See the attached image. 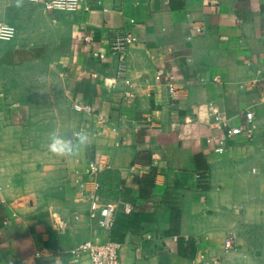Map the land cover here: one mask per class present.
Here are the masks:
<instances>
[{
    "label": "crops",
    "instance_id": "1",
    "mask_svg": "<svg viewBox=\"0 0 264 264\" xmlns=\"http://www.w3.org/2000/svg\"><path fill=\"white\" fill-rule=\"evenodd\" d=\"M38 5L0 0V21L17 32L0 46L19 49L28 40L36 51L0 58L2 69L37 65L44 47L58 70L46 72L44 89L32 85L34 73L25 93L20 74L0 72V96L11 99L0 98V264H89L74 252L85 240L119 242L123 264L214 256L264 264V0H80L72 13ZM118 30L137 37L128 83L109 54ZM158 69L174 74L176 92L148 86ZM26 93L29 110L20 99ZM74 103L91 104L105 119ZM213 107L237 122L251 109L253 139L226 138L216 151L222 134L208 123ZM53 129L69 137L86 131L88 145L76 155L51 151ZM92 159L109 164L98 177L102 194L132 208L120 207L107 230L87 213ZM204 170L206 182L196 178ZM228 234L236 246L223 251Z\"/></svg>",
    "mask_w": 264,
    "mask_h": 264
},
{
    "label": "built area",
    "instance_id": "2",
    "mask_svg": "<svg viewBox=\"0 0 264 264\" xmlns=\"http://www.w3.org/2000/svg\"><path fill=\"white\" fill-rule=\"evenodd\" d=\"M38 3L47 10H58L63 12H74L80 9V0H28ZM133 21V20H131ZM16 35V28L13 25L0 23V40H11ZM87 42H91V37L85 38ZM137 40L136 35L128 30L115 32V35L109 42V54L116 60V77L128 83L127 72L128 61L127 53L130 46ZM92 55L96 58L102 57L99 49L93 50ZM149 87L156 83H163L167 86L170 94L177 90L175 76L172 72H164L156 70L149 79L145 80ZM209 101L207 104L213 106ZM211 117L208 123L214 129L221 132L222 136L217 140L216 151L224 150V140L235 136H243L248 141L254 137L255 126L253 124L254 113L251 109L244 112V122H237L236 116H230L225 111L213 107ZM73 109L83 111L87 114H95L97 119L103 121L105 118L102 114L95 111L91 104L74 103ZM212 137L206 141H212ZM109 164L101 159L89 160L85 167V174L88 176L86 184L87 213L88 217L93 220L101 229H110L115 222L116 213L121 207L124 213L132 211L131 205L124 202L120 198H110L104 196L100 190L99 175L107 168ZM196 178L206 182L209 179V171H199ZM84 183H81L83 185ZM236 246V237L234 234H228L223 241L222 250H230ZM120 243L114 240H107L102 243H95L91 240L80 242L75 247V255H85L89 264H123L119 254ZM39 253H36L38 255ZM13 264V262H9ZM190 264H223L220 256H214L206 262L191 261Z\"/></svg>",
    "mask_w": 264,
    "mask_h": 264
},
{
    "label": "rangeland",
    "instance_id": "3",
    "mask_svg": "<svg viewBox=\"0 0 264 264\" xmlns=\"http://www.w3.org/2000/svg\"><path fill=\"white\" fill-rule=\"evenodd\" d=\"M41 8L45 9L43 6L38 5ZM47 10V9H45ZM63 12V11H61ZM65 13H72V12H65ZM28 19V18H27ZM42 19L41 17H39V20ZM0 23L3 24H9V25H13L7 22H3L0 21ZM29 23V21H27V24ZM39 24H42V21H39ZM14 26V25H13ZM17 33V32H16ZM17 36V35H15ZM15 38V37H14ZM44 38H38V40H43ZM13 40V38H12ZM0 41H6V40H0ZM9 41V40H7ZM30 42L27 40L25 42L22 41V43L20 44V47H18L19 49H14L12 47V45H9L8 43H4V46H0V58L3 59L5 61H10L14 56H17L20 58L22 57V59H27L30 54H31V49L32 51L36 52L35 50H33V48H31L30 46ZM38 57L41 58L40 60H38L37 65L34 66H29V65H21L20 69L18 67H16L15 69L13 68V66L10 67H6L5 69H2V66H0V72L5 73L6 75H12L13 74H20L22 79H21V85L19 88H21L23 90V92L25 93L26 91L24 90H28L29 89V83H31V77H33V74L36 73L37 76L36 81L33 80L32 85L33 84H37L38 88H46V82H45V76H46V72L49 71V69H51L52 72H57L58 70L53 67V66H48L46 63V57H47V50L44 47H38ZM33 55V52H32ZM18 88V87H17ZM18 88V89H19ZM3 98L6 100L7 103H10V97H3V94H1L0 98ZM32 97H30L27 93L24 95V97H21V101L23 104V108H25L26 110L30 109V100ZM39 100L41 99H45L42 96H38Z\"/></svg>",
    "mask_w": 264,
    "mask_h": 264
},
{
    "label": "clouds",
    "instance_id": "4",
    "mask_svg": "<svg viewBox=\"0 0 264 264\" xmlns=\"http://www.w3.org/2000/svg\"><path fill=\"white\" fill-rule=\"evenodd\" d=\"M89 136L86 131L74 133L69 137L59 129L49 133V149L59 154L76 155L88 145Z\"/></svg>",
    "mask_w": 264,
    "mask_h": 264
}]
</instances>
